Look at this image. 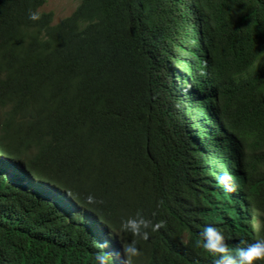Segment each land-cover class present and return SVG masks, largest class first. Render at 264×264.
<instances>
[{
    "label": "trees",
    "instance_id": "obj_1",
    "mask_svg": "<svg viewBox=\"0 0 264 264\" xmlns=\"http://www.w3.org/2000/svg\"><path fill=\"white\" fill-rule=\"evenodd\" d=\"M75 1L54 25L46 0H0V264H53L51 238L34 225L47 215L5 171L22 174L13 161L25 151L81 253L82 206L119 243L138 210L166 221L138 240V264H211L199 243L208 225L233 246L264 238V0ZM190 57L204 75L196 86L183 74ZM219 148L249 193L240 226L223 206L207 218L201 205ZM89 194L103 203L88 205Z\"/></svg>",
    "mask_w": 264,
    "mask_h": 264
},
{
    "label": "clouds",
    "instance_id": "obj_2",
    "mask_svg": "<svg viewBox=\"0 0 264 264\" xmlns=\"http://www.w3.org/2000/svg\"><path fill=\"white\" fill-rule=\"evenodd\" d=\"M28 18L34 23L38 22L41 19L40 11L30 9ZM190 60L196 65L194 69L198 73L197 78L202 77L203 75L199 76L201 71L197 68V60L191 57ZM191 69L192 73L187 69V71H183V74L190 80L189 84L194 86L197 84L196 78L193 79L196 75H194L193 66ZM191 105L190 102L185 108L189 109ZM189 121L195 123L200 120L190 117ZM201 133L203 132L201 131ZM30 154L29 151H25L24 154L15 153L13 163L17 164L22 174L16 173L11 167H8L5 171L11 186H20L23 189L26 194L28 208L47 215L44 222L35 219L34 225L38 226H36L37 234L51 238L54 246V251L50 254L53 264H138L136 258L142 255L137 246L138 240L148 241L152 233L166 227V221L160 220L153 223L152 219H148L143 215L142 210H138L134 216L122 219L121 231L130 234L131 239L119 243L113 236L102 233L108 227L105 220L97 212L82 206L88 219L83 224L81 234L84 252H79L77 249L72 248L71 243L64 237L62 228L56 225L58 216L51 211L57 206V200L42 192L39 184L40 180L34 175L31 167L23 157ZM222 154L223 151L219 148L207 163L209 165L213 162L215 167L213 172L216 174L211 173L207 181L201 179L200 184H203V202L201 205L208 212L207 218H213L212 210L216 206H223L222 215H228L229 218H232L230 215H233L240 226L243 221L236 213H246L244 206L249 205L250 197L248 190L234 178L233 173L237 164L233 162V166H231L229 157L224 155L229 161L227 165L224 157H219ZM42 188H44L43 185ZM48 189L50 190V188ZM225 189L233 196L225 195ZM69 195L71 194L69 193ZM86 203L96 205L103 203V201H98L94 195L89 194L86 197ZM227 203L228 205H226ZM162 204L163 201H160L157 207ZM156 215L157 213L154 211L152 217L154 218ZM107 241L114 244L112 252H109ZM199 243L202 249L214 258L211 264H264V238L243 241L233 246L228 243L226 236L217 227L208 225L201 231Z\"/></svg>",
    "mask_w": 264,
    "mask_h": 264
},
{
    "label": "rangeland",
    "instance_id": "obj_3",
    "mask_svg": "<svg viewBox=\"0 0 264 264\" xmlns=\"http://www.w3.org/2000/svg\"><path fill=\"white\" fill-rule=\"evenodd\" d=\"M79 3L75 0H46L45 5L40 9L41 12H51L54 14L53 24L56 25L65 18L69 17L78 7ZM191 61V60H190ZM193 66L194 75H196V82L200 84V79L198 77V73L195 71V63H191L190 65V73H192L191 67ZM204 76V75H203ZM7 109L3 110L1 115H5Z\"/></svg>",
    "mask_w": 264,
    "mask_h": 264
}]
</instances>
